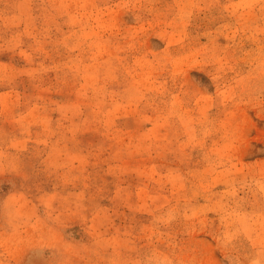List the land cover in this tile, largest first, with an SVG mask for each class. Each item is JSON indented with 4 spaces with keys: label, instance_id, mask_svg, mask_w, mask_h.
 <instances>
[{
    "label": "rangeland",
    "instance_id": "rangeland-1",
    "mask_svg": "<svg viewBox=\"0 0 264 264\" xmlns=\"http://www.w3.org/2000/svg\"><path fill=\"white\" fill-rule=\"evenodd\" d=\"M0 264H264V0H0Z\"/></svg>",
    "mask_w": 264,
    "mask_h": 264
}]
</instances>
